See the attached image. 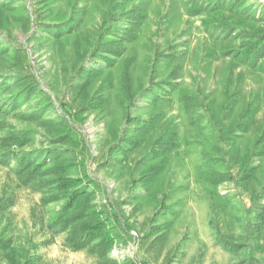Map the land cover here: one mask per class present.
<instances>
[{"label":"rangeland","instance_id":"obj_1","mask_svg":"<svg viewBox=\"0 0 264 264\" xmlns=\"http://www.w3.org/2000/svg\"><path fill=\"white\" fill-rule=\"evenodd\" d=\"M51 153L93 192L68 211ZM88 205L128 224L106 257L49 229ZM0 264H264V0H0Z\"/></svg>","mask_w":264,"mask_h":264},{"label":"trees","instance_id":"obj_2","mask_svg":"<svg viewBox=\"0 0 264 264\" xmlns=\"http://www.w3.org/2000/svg\"><path fill=\"white\" fill-rule=\"evenodd\" d=\"M130 27L125 28L120 34L118 40L108 43L111 47L106 50L109 55L119 56L121 54L120 47L122 44L131 42L136 38L137 30L140 26L144 15L138 7H133L129 12ZM177 79V78H173ZM166 83L171 84V81ZM30 83L27 82V90L30 89ZM33 90H30L32 92ZM187 110H197L200 104H197L195 96H185ZM199 103V102H198ZM33 118L34 116H29ZM202 117V116H200ZM47 123V122H46ZM49 123V122H48ZM52 123V122H51ZM60 125V123H54ZM50 132L56 133L62 140L69 138L68 134H64L57 128L50 129ZM54 164L46 170V174L52 175L50 178H44L40 181V188L53 187L57 192L48 200V202L58 199H67L63 205V211L71 209L78 201H87L93 195L84 189L83 178L72 177L68 174L74 166V162L60 153H51ZM10 156V155H9ZM4 162L8 163L9 157L5 154L2 156ZM21 166L16 169L19 179L25 184H31L35 179V173L39 171L46 162H39L36 158L24 157L19 159ZM160 168L156 167L153 171L158 172ZM228 178L225 173H218L215 176V183H221ZM113 212H109L106 207L97 208L92 205L80 207L77 211L69 216H61L49 225V229L53 233L67 232L66 244L73 250H89L91 253L106 257L114 249L119 240L122 239L123 231L128 229L127 222L119 211L112 208ZM218 239L223 243L224 248L230 252H238L244 247V244L233 242L226 238L218 231Z\"/></svg>","mask_w":264,"mask_h":264}]
</instances>
